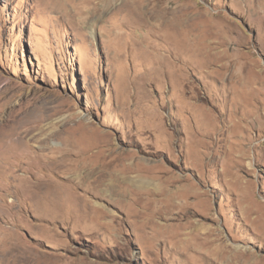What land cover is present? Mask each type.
I'll use <instances>...</instances> for the list:
<instances>
[{"label":"rangeland","instance_id":"obj_1","mask_svg":"<svg viewBox=\"0 0 264 264\" xmlns=\"http://www.w3.org/2000/svg\"><path fill=\"white\" fill-rule=\"evenodd\" d=\"M82 2L0 0V137L45 187L0 176V264H264V0Z\"/></svg>","mask_w":264,"mask_h":264},{"label":"bare ground","instance_id":"obj_2","mask_svg":"<svg viewBox=\"0 0 264 264\" xmlns=\"http://www.w3.org/2000/svg\"><path fill=\"white\" fill-rule=\"evenodd\" d=\"M111 1L112 0H89L90 4L88 5L90 7L92 6L91 8H93L95 11L103 7L104 8L107 7L111 3ZM85 2L86 0H83L82 3L84 4ZM83 6L78 9L77 14L80 15L81 13H84V14L88 13L87 9L89 7L88 6L83 7ZM138 11L143 12L142 9H139ZM6 130L7 129H5L4 132L2 131L3 134L1 135L2 137H0V176H5L7 177V179L10 180L8 182V186L5 185V187L7 189L13 190L14 192H24V194L30 193V192L42 194L43 189L45 188L44 185H40V183L36 181H31L30 177L26 175V173L24 172L15 173L17 170L22 169L23 163L21 162V159L26 156V151L21 149L19 154L15 152L16 147L13 144L12 137L9 134V132H6ZM57 151L58 150L54 151L53 149H51V151H49L48 154L52 153L54 155L56 154ZM60 153L66 154L63 151H61ZM53 158H55V156H53ZM14 159H18V162L16 163ZM59 159L60 161H55V165H58V167L62 168L63 171L69 174L73 179L78 180L79 182H82V183H86L88 186H91L92 185L91 183H93L94 181H97V185L94 184L91 187L95 189H99L103 192H108L109 194H117V192H119L120 190V187L121 188L123 187L122 185H125V189L130 188L131 191H135V192H139L142 189H147L150 187L153 189L158 188L156 183L151 181L149 178L140 177L139 175H136V174H132V175L129 174L128 173L130 172L129 168L127 172H126V169L118 170L115 168L109 169V171L106 172L108 168L103 167L102 165L95 166L92 163V164H89L87 167L81 168L80 166L75 165V163L72 160L67 159L63 155H60ZM154 164L157 165L158 163H153V165ZM3 169H6V172H3ZM37 180L38 181L43 180L42 182L47 181L45 179V175L38 177ZM87 207H88V204H87ZM98 208L103 210L101 211V213L105 212V210L102 209L101 207H98ZM80 209L81 208H79V211ZM74 210H76V208H74ZM8 244H9L8 250L10 249L11 251H14V252L15 251L18 252L20 250L19 249L20 247L17 243L9 242Z\"/></svg>","mask_w":264,"mask_h":264}]
</instances>
